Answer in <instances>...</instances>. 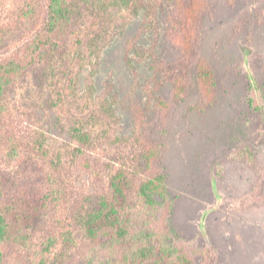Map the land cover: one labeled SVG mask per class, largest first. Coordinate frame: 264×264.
I'll return each mask as SVG.
<instances>
[{
    "label": "trees",
    "instance_id": "16d2710c",
    "mask_svg": "<svg viewBox=\"0 0 264 264\" xmlns=\"http://www.w3.org/2000/svg\"><path fill=\"white\" fill-rule=\"evenodd\" d=\"M206 10V0H0V264H219L156 221L166 177L143 131L148 111L125 135L119 96L95 84L104 52L141 18L130 50L148 35L157 62L162 25L176 36L154 89L179 102L194 67L212 103L214 72L197 51ZM155 99L165 119L172 105Z\"/></svg>",
    "mask_w": 264,
    "mask_h": 264
},
{
    "label": "rangeland",
    "instance_id": "374dc122",
    "mask_svg": "<svg viewBox=\"0 0 264 264\" xmlns=\"http://www.w3.org/2000/svg\"><path fill=\"white\" fill-rule=\"evenodd\" d=\"M206 2L197 51L214 72L212 103L198 94L194 67L179 102L172 103L170 87L154 89L156 63L178 56L176 36L162 25L157 62L148 56V35L138 43L143 57L135 45L138 55L130 41L141 18L104 52L95 84L100 92L111 85L119 96L125 135L134 114L148 111L143 131L166 177L156 220L162 231L192 254L205 247L219 264H264V0ZM154 97L172 105L165 119Z\"/></svg>",
    "mask_w": 264,
    "mask_h": 264
}]
</instances>
